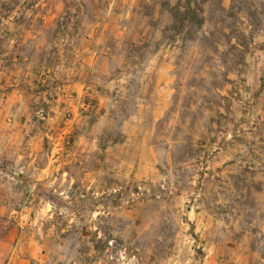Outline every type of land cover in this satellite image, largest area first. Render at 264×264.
Returning a JSON list of instances; mask_svg holds the SVG:
<instances>
[{"label":"rangeland","instance_id":"rangeland-1","mask_svg":"<svg viewBox=\"0 0 264 264\" xmlns=\"http://www.w3.org/2000/svg\"><path fill=\"white\" fill-rule=\"evenodd\" d=\"M197 2L194 16V0H0L8 75L50 70L54 86L80 69L110 98H128L129 111L144 69H168L153 148L106 151L123 141L119 121L106 128L103 153L87 157L103 164L102 213L45 220L56 229L42 233L49 247L36 264H264V251H251L264 242L254 195L264 178V0ZM95 32L103 52L92 63L81 50Z\"/></svg>","mask_w":264,"mask_h":264},{"label":"crops","instance_id":"crops-1","mask_svg":"<svg viewBox=\"0 0 264 264\" xmlns=\"http://www.w3.org/2000/svg\"><path fill=\"white\" fill-rule=\"evenodd\" d=\"M97 35L85 38L81 50L91 54L92 63L103 52L93 44H99ZM5 58L6 53L0 55V204L8 205H0V264H36L46 259L49 247L42 233L56 229L55 222L44 228L45 220L96 218L102 213L103 164L87 157L103 153L99 145L106 128L119 121L123 137L106 151L115 146L153 148L156 126L169 108L168 69H144V93L128 111V98H110L104 85L83 77V70L60 74L62 82L53 86L50 70L28 67L8 75ZM124 74L117 79L118 97L127 88ZM151 84L156 91L152 94ZM260 183L254 195L264 226V178ZM261 243L251 251H264Z\"/></svg>","mask_w":264,"mask_h":264},{"label":"trees","instance_id":"trees-1","mask_svg":"<svg viewBox=\"0 0 264 264\" xmlns=\"http://www.w3.org/2000/svg\"><path fill=\"white\" fill-rule=\"evenodd\" d=\"M177 7V6H176ZM178 8H179V6H178ZM179 9H181V8H179ZM182 9L183 10H181V13L183 14V15H185V17H184V20L185 19H187L188 17H189V15L192 13L191 11H192V8H191V6L189 5V6H185V7H182ZM198 11H201V9L198 7V2H197V0H194V16H196V12H198ZM175 15V14H174ZM175 17H177V16H175ZM193 19V18H192ZM179 21L180 20H176L175 21V23H174V28H176V29H178L179 30ZM198 21L199 22H197V24H198V27L200 28V26L204 23V20L201 18V19H198Z\"/></svg>","mask_w":264,"mask_h":264}]
</instances>
